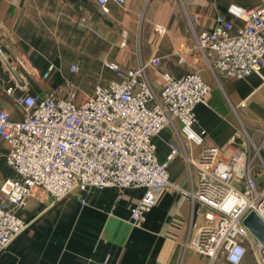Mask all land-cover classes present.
I'll use <instances>...</instances> for the list:
<instances>
[{
	"label": "crops",
	"instance_id": "crops-1",
	"mask_svg": "<svg viewBox=\"0 0 264 264\" xmlns=\"http://www.w3.org/2000/svg\"><path fill=\"white\" fill-rule=\"evenodd\" d=\"M259 4L264 0H125L109 1L103 10L94 0H0V109L16 120L22 114L21 96H42L59 86L71 87L81 100L96 85L117 79L104 61L134 68L158 57L157 65L146 68L156 92L163 72L177 77L197 68L210 86L205 102L194 110V129L205 131L202 143L187 139L178 122L154 139L159 161L166 160L170 144L178 149L168 162L170 179L185 190L195 189L197 169L187 158L196 160L209 146L229 156L250 140L259 142L264 131L261 76L212 75L196 48L195 33L212 29L219 18L235 29L239 21L229 6ZM6 150L0 138V185L15 176L5 162ZM140 194L138 188L105 187L91 190L81 202L72 194L52 200L34 188L18 209L26 225L0 253V264H230L185 245L194 235L189 222L195 217L191 203L175 190L162 189L154 206L133 224L130 208ZM242 264L257 263L248 252Z\"/></svg>",
	"mask_w": 264,
	"mask_h": 264
},
{
	"label": "built area",
	"instance_id": "built-area-1",
	"mask_svg": "<svg viewBox=\"0 0 264 264\" xmlns=\"http://www.w3.org/2000/svg\"><path fill=\"white\" fill-rule=\"evenodd\" d=\"M94 1L103 10L109 1L125 2ZM228 11L238 26L233 29L232 22L219 18L212 29L195 33L196 48L212 75L244 79L255 73L264 86V4L230 5ZM158 63L154 57L122 68L104 61L117 79L96 85L81 100L71 87L59 86L42 96H21L22 114L16 120L0 109L5 162L15 172L0 185V253L25 227L18 209L34 188L43 189L52 200L72 194L81 202L93 189L138 188L141 194L130 208L133 224L154 206L160 191L169 188L193 208L195 218L189 223L195 232L186 246L212 261L222 257L230 264H242L250 252L257 264H264V242L243 224L250 211L264 222V131L259 142L250 140V145L228 157L222 156L220 147L209 146L196 160L187 158L197 169L198 183L195 189L181 188L168 171L177 147L170 144L166 160L159 161L154 139L178 122L187 139L201 144L205 131L194 129V110L205 102L210 86L199 69L190 68L177 77L163 72V86L156 92L146 68ZM246 103L241 100L239 106L245 108ZM234 139L232 135L228 143ZM237 249L243 255L235 261Z\"/></svg>",
	"mask_w": 264,
	"mask_h": 264
},
{
	"label": "water",
	"instance_id": "water-1",
	"mask_svg": "<svg viewBox=\"0 0 264 264\" xmlns=\"http://www.w3.org/2000/svg\"><path fill=\"white\" fill-rule=\"evenodd\" d=\"M243 224L260 242H264V222L255 212L250 211L243 218Z\"/></svg>",
	"mask_w": 264,
	"mask_h": 264
},
{
	"label": "clouds",
	"instance_id": "clouds-1",
	"mask_svg": "<svg viewBox=\"0 0 264 264\" xmlns=\"http://www.w3.org/2000/svg\"><path fill=\"white\" fill-rule=\"evenodd\" d=\"M242 255H243V250L242 249H237L236 254L234 255L233 259L235 261H238Z\"/></svg>",
	"mask_w": 264,
	"mask_h": 264
},
{
	"label": "rangeland",
	"instance_id": "rangeland-1",
	"mask_svg": "<svg viewBox=\"0 0 264 264\" xmlns=\"http://www.w3.org/2000/svg\"><path fill=\"white\" fill-rule=\"evenodd\" d=\"M224 157H228V154H226V153H225V154H224ZM218 258H219V257H218ZM220 259H223V258H222V257H220Z\"/></svg>",
	"mask_w": 264,
	"mask_h": 264
}]
</instances>
